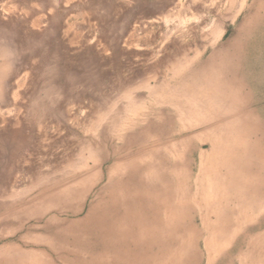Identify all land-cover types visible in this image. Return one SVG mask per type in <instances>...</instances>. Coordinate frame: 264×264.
<instances>
[{
	"label": "rangeland",
	"instance_id": "obj_1",
	"mask_svg": "<svg viewBox=\"0 0 264 264\" xmlns=\"http://www.w3.org/2000/svg\"><path fill=\"white\" fill-rule=\"evenodd\" d=\"M0 264H264V0H0Z\"/></svg>",
	"mask_w": 264,
	"mask_h": 264
},
{
	"label": "bare ground",
	"instance_id": "obj_2",
	"mask_svg": "<svg viewBox=\"0 0 264 264\" xmlns=\"http://www.w3.org/2000/svg\"><path fill=\"white\" fill-rule=\"evenodd\" d=\"M222 169V168H221ZM217 204V203H216ZM219 205V204H218Z\"/></svg>",
	"mask_w": 264,
	"mask_h": 264
}]
</instances>
